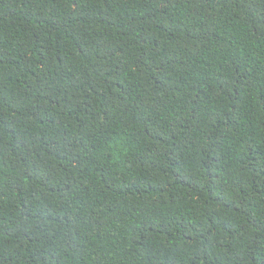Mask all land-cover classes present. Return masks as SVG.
Listing matches in <instances>:
<instances>
[{"label":"trees","instance_id":"obj_1","mask_svg":"<svg viewBox=\"0 0 264 264\" xmlns=\"http://www.w3.org/2000/svg\"><path fill=\"white\" fill-rule=\"evenodd\" d=\"M0 264H264V0H0Z\"/></svg>","mask_w":264,"mask_h":264}]
</instances>
